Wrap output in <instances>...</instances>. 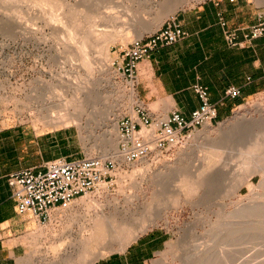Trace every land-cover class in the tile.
I'll return each instance as SVG.
<instances>
[{
	"label": "rangeland",
	"instance_id": "1",
	"mask_svg": "<svg viewBox=\"0 0 264 264\" xmlns=\"http://www.w3.org/2000/svg\"><path fill=\"white\" fill-rule=\"evenodd\" d=\"M172 1L0 0V122L22 125L41 142L50 135L67 133L69 140L63 155L118 156L117 151L103 153L96 148L99 136L105 130L112 131L122 117L131 115L137 103L132 97L135 89L116 73L115 62H120L132 41L156 31L166 20L204 0H184L186 3L182 2L159 23L176 0ZM242 1L248 7L264 10V0ZM79 23L81 29L77 28ZM91 32L94 40L97 38L96 44L93 46L89 39L85 52L90 60L81 59L78 52L83 37ZM88 91L100 100L99 108L104 109L106 103L112 107V122L96 131L99 138L85 140L74 126L55 129L38 121L39 100L53 94L72 98L77 92ZM258 110L264 112V91L246 99L224 121L197 129L166 153L152 154L130 167L121 166L109 195L75 199L72 211L59 210L56 221L34 227L25 241L27 252L21 264H68L72 260L82 264L84 258L78 256V248L96 217L116 218L134 227L155 214L164 216L152 225L148 222L147 229L162 227L173 235L167 264H264V209L262 215L258 210L260 215L256 211L254 217L253 211L245 212L253 206L264 207V171L256 174L251 184L243 185L240 192H234L240 178L253 170L245 169L236 150L226 148L208 174L205 170L203 185L197 186L192 196L182 192L186 175L196 174L192 171L208 154L209 140L218 139L238 116L259 119ZM88 113L83 116L84 127ZM262 125L261 130L264 122ZM82 199L93 200L96 206L85 205ZM226 243L233 246L230 251L221 250ZM221 252H230L231 261L225 260L228 254L218 255Z\"/></svg>",
	"mask_w": 264,
	"mask_h": 264
},
{
	"label": "crops",
	"instance_id": "2",
	"mask_svg": "<svg viewBox=\"0 0 264 264\" xmlns=\"http://www.w3.org/2000/svg\"><path fill=\"white\" fill-rule=\"evenodd\" d=\"M260 11L242 0H204L177 13L174 20L185 36L173 45L155 49L138 63L137 101L152 115L165 117L176 109L189 118L200 105L193 91L194 85H200L207 88L209 102L216 107V122L227 119L246 99L264 91V36L230 47L223 32L236 30L237 39L242 41ZM228 87L239 89L240 96L227 98ZM68 140L69 135L60 132L41 142L22 125L0 122V264H21L29 232L42 224L30 214L17 213L9 176L27 168L41 170L53 159L71 157L63 155ZM62 209L72 211L70 207L53 210L51 223ZM172 238L167 229L152 227L124 250L98 258L93 264H167Z\"/></svg>",
	"mask_w": 264,
	"mask_h": 264
},
{
	"label": "built area",
	"instance_id": "3",
	"mask_svg": "<svg viewBox=\"0 0 264 264\" xmlns=\"http://www.w3.org/2000/svg\"><path fill=\"white\" fill-rule=\"evenodd\" d=\"M220 25L226 27L222 19ZM223 34L230 47H240L245 42L263 37L264 10L257 14L256 23L244 33L242 41L237 39L236 30L225 29ZM184 36L185 33L173 17L166 20L156 31L130 43L120 62H115L116 73L121 74L129 86L135 89L138 63L148 58L155 49L173 45ZM193 91L200 105L189 118L182 116L176 109L165 117L152 115L137 102L131 115L122 117L117 124V154L121 162L112 157H60L47 162L41 170L27 168L10 175L8 185L17 213L30 214L41 223H46L53 209L69 206L75 199L100 191L109 194L119 165L133 164L155 153H166L197 129L218 124L217 110L209 102L207 88L194 85ZM225 96L236 99L240 91L236 87H228Z\"/></svg>",
	"mask_w": 264,
	"mask_h": 264
},
{
	"label": "bare ground",
	"instance_id": "4",
	"mask_svg": "<svg viewBox=\"0 0 264 264\" xmlns=\"http://www.w3.org/2000/svg\"><path fill=\"white\" fill-rule=\"evenodd\" d=\"M177 2L179 4H177ZM182 2L186 3L184 0L174 1V5L169 6L168 9H166V11H164V13L161 15L159 23H161L164 18L168 17V15H171L177 9V7L180 4H182ZM77 28L81 29L82 23H79L77 25ZM77 31H79V30H77ZM87 36L88 35H85L83 37L84 40L81 43V48H79V52L77 51L78 55L81 57V59H84V58L88 59V57H86L88 54H86L87 52H85L86 46L88 44V40L89 39L92 40L93 46L96 44L95 41L97 40V38H96V40H94L95 35L93 34V32L89 33V36L88 37ZM106 48H108V47H106ZM106 55L108 56V52L105 49V57H106ZM88 60H90V59H88ZM86 62L90 63V61L89 62L86 61ZM85 66L87 67L86 63H85ZM132 97L136 98V94H135V92H133V90H132ZM36 103L38 105L37 106V114H38L37 119L39 122L46 124L45 126H52L55 129H57L59 127H65L66 128L69 126H74L80 131V134L82 135L81 137H83V139H85V140L87 138L90 139L92 137L93 138L101 137L100 142H99L100 144H98V142H97L98 145L96 144L97 145L96 148L100 149L101 151L103 150L104 151L103 153H105V152L107 153L110 151H117V145L119 142V134L117 131V127H116L117 125L116 124L113 126L112 131H108V130L106 131L105 130L104 133L101 134L99 137H98V135H96L97 134L96 131L103 130L102 128H104L106 126V123L112 122V120H111L112 107L110 105H108V103H106V105L104 106V109L99 108L100 107L99 106L100 100L92 91L83 92V93L77 92L73 95L72 98H69V97H66V96L60 95V94H53L51 96H48L47 98H45L42 101L39 100ZM88 111H90V114L88 113V115H87L88 116L87 124L84 127L82 124V120H83L84 114L86 115ZM258 112L261 113L260 114L261 117L259 119L254 118V117L249 118L247 116H241V117L238 116L235 123L232 126H229L228 130L226 129L225 131H223L221 136L218 139H214L212 141L209 140V143H208L209 144V149H208L209 152H208V154H206L205 158L202 160L203 162H202V164H200L202 166H200V165L195 166L196 168L198 167L197 168L198 171H197V169H195L196 171L195 170L192 171V173L196 172V174L194 173L195 175L191 174L192 176L189 175L188 177H187L188 174L186 175L187 179L185 178L186 181L184 180L185 183L182 186V192H183V194L186 195V197L192 196L190 194L195 192L194 189L197 186L203 185V178H205L204 173L206 172L205 170H207L206 173L208 174V172H209L208 170H210L215 165V163L218 162V158L220 159L222 151L226 148L236 150L237 153L239 154L238 158L240 160L241 159L244 160L243 162L245 163V166H244L245 169L249 167L253 170V172H251L250 174L245 173L240 178V181H239V183H237V186H236L234 192H240L243 188V185L251 184L253 177L256 174L262 173L264 171V166L262 165V162H264V129L261 130V127L263 126L262 123L264 122V117H263L264 112L262 110H258ZM87 157H94V156H87ZM97 157H99V158L112 157V158H115L117 160V162H121L120 158L118 156H114V154L111 156H103L102 155V156H97ZM142 160H144V159H142ZM142 160H139V161H142ZM139 161H137V162H139ZM137 162H135L133 164L119 165V168L115 172L116 173L115 179H117V173L121 169V166L130 167V166L135 165ZM244 163H243V165H244ZM209 177H211V175H209ZM144 178L147 180V174H146V176H144ZM159 178H160V176H159ZM146 180H144V181H146ZM262 185H263V183H262ZM251 191H252V189H251ZM107 195H109V194L105 193L104 191H100L98 194L91 195V196L94 197V196H107ZM91 196H85V197H81V198H87V197H91ZM82 203H84L85 205H88V206L90 205V207L96 206V202L93 200L87 201V200L82 199ZM71 205L72 204H70L69 206L63 207V208L64 209L69 208ZM254 205H256V204H254ZM244 208H246V207H244ZM56 209H53V210H56ZM247 209H248V207H247ZM252 209L250 208L249 210H245V209L244 210H245V212H247V211L250 212V210L253 211L254 212L253 217H254V215H256V211H257V215L259 214L258 210L260 211V214L262 215L261 212H263L262 209H264V207H261V206L260 207L259 206L254 207L253 206ZM53 210L50 213L49 222H51ZM244 210H243V212L242 211L241 212L244 213ZM241 212L239 211L238 213H241ZM155 215L153 218H146V219L143 218L142 220H140V222H137V225H135L134 227H129L128 224H125V223H120V222L116 221V218L108 219L105 216L96 217V219L94 221H92V228H90V230L88 229L89 231L86 230V232L88 231V234H86L85 236L83 235L84 237L82 236L83 238H81L82 243H80L81 245L78 248V251L80 253L78 256L79 257L82 256L84 258V262L82 261L84 264H93L94 261H96L98 258L104 257L105 255L116 252V251L124 250V248L128 244H130L133 240H135V238H137V236L140 233L147 230L149 223L152 225L157 220L162 219L164 216L162 214L157 215V216H155ZM238 216H240V215H238ZM235 242H236V240H235ZM228 243L230 244L231 241ZM233 243H234V241H233ZM233 243H232V245H234ZM238 243H239V241H238ZM229 244H227V247H226L227 249L223 246V247H221L222 248L221 250H224V251L229 250L230 251V248L233 246H231ZM235 245H237V244H235ZM228 247H229V249H228ZM213 248H215V247H213ZM223 248H225V249H223ZM211 250H214V249H211ZM223 252L218 253V255L220 254V256H224L225 254H228V253L230 254V252H227V253L226 252L223 253ZM235 253L237 254V252H235ZM229 254L227 257L228 259L225 258V260L231 261ZM220 256H216V257L220 258ZM216 257H215V259H216ZM222 259L223 258H221V261H222ZM80 261L81 260H78V262H80ZM225 262H227L226 264L229 263L228 261H224V263ZM75 263H77V262L73 261V260L68 262V264H75ZM222 263L223 262H221V264ZM230 264H232V262Z\"/></svg>",
	"mask_w": 264,
	"mask_h": 264
}]
</instances>
